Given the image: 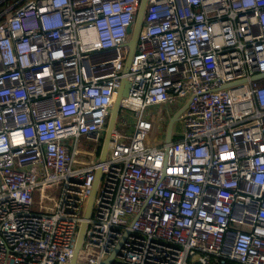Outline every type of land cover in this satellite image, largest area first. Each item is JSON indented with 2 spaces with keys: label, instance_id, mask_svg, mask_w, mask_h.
Listing matches in <instances>:
<instances>
[{
  "label": "built area",
  "instance_id": "2783aa9c",
  "mask_svg": "<svg viewBox=\"0 0 264 264\" xmlns=\"http://www.w3.org/2000/svg\"><path fill=\"white\" fill-rule=\"evenodd\" d=\"M140 2L25 0L0 21V264H70L84 221L79 264L126 233L111 264H264V0H148L126 75Z\"/></svg>",
  "mask_w": 264,
  "mask_h": 264
},
{
  "label": "water",
  "instance_id": "95a60500",
  "mask_svg": "<svg viewBox=\"0 0 264 264\" xmlns=\"http://www.w3.org/2000/svg\"><path fill=\"white\" fill-rule=\"evenodd\" d=\"M147 3H148V0H141L134 27L128 29V32L131 34V39L128 43L129 53H128V57H127L126 64H125V70H124V73L126 75L130 72L132 59L134 57V54H135V51L137 48L139 33H140V30H141L143 22H144ZM261 79H264V73L256 74L255 76H253L251 78L252 81H257V80H261ZM131 87H132L131 81L126 76L123 77L122 81H121L120 88H119L117 96H116L115 103H114V105L110 111V116L108 119L103 144H102V148L100 151V160H99L100 164L105 162V159H106V156L108 153L111 135L117 126L118 117L120 115L122 99L129 96L130 91H131ZM187 106H188V104H186L184 107H182L180 110H178L170 118L168 126H167V135H166V143L167 144H170L172 142V140H173L172 133H173L174 125L176 122L179 121L182 113L186 110ZM101 177H102V171H101V169H98V171L96 173L95 181H94V184H93V187L91 190V193H90L89 198H88L85 216H84L85 219H89L92 215L93 204H94L95 196H96V193H97V190L99 187ZM86 227H87V223H86V221H84L80 225V228H79L75 252H74V255H73V258H72L70 264H79L77 262V258H78L79 251L83 245ZM126 236H127V233L120 240V242L118 243V245L114 249L110 258L107 261H104L102 264H111V261L113 260L115 255L118 253V250L120 249V247L124 243Z\"/></svg>",
  "mask_w": 264,
  "mask_h": 264
},
{
  "label": "rangeland",
  "instance_id": "374dc122",
  "mask_svg": "<svg viewBox=\"0 0 264 264\" xmlns=\"http://www.w3.org/2000/svg\"><path fill=\"white\" fill-rule=\"evenodd\" d=\"M260 84H264V79L260 80L259 81ZM187 103V99H178L174 104H172L171 106V111H172V115H174L179 109H181L185 104ZM127 114V112L124 111H121V115L119 117V121L122 120V118ZM129 116V114H128ZM171 117L167 116V114H163V119H162V128H160L159 130V136L160 137H164L165 136V125L169 123V120H170ZM131 122L133 123L134 122V117L132 115H130V118ZM182 130H183V122L182 120L180 119L178 122L175 123L174 125V137L177 138V136H180L181 133H182Z\"/></svg>",
  "mask_w": 264,
  "mask_h": 264
},
{
  "label": "crops",
  "instance_id": "0c3cea01",
  "mask_svg": "<svg viewBox=\"0 0 264 264\" xmlns=\"http://www.w3.org/2000/svg\"><path fill=\"white\" fill-rule=\"evenodd\" d=\"M25 0H0V21L4 20L8 14L23 4Z\"/></svg>",
  "mask_w": 264,
  "mask_h": 264
},
{
  "label": "trees",
  "instance_id": "16d2710c",
  "mask_svg": "<svg viewBox=\"0 0 264 264\" xmlns=\"http://www.w3.org/2000/svg\"><path fill=\"white\" fill-rule=\"evenodd\" d=\"M226 264H238V263H236L235 261L227 260Z\"/></svg>",
  "mask_w": 264,
  "mask_h": 264
}]
</instances>
